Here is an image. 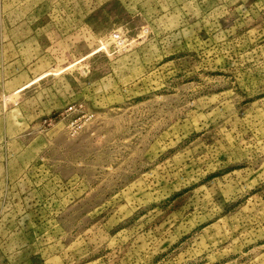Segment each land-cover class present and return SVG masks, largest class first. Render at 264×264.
Wrapping results in <instances>:
<instances>
[{
    "label": "rangeland",
    "instance_id": "374dc122",
    "mask_svg": "<svg viewBox=\"0 0 264 264\" xmlns=\"http://www.w3.org/2000/svg\"><path fill=\"white\" fill-rule=\"evenodd\" d=\"M0 264H264V0H0Z\"/></svg>",
    "mask_w": 264,
    "mask_h": 264
}]
</instances>
